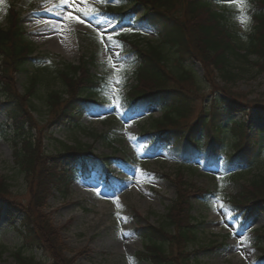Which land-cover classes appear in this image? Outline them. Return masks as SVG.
Here are the masks:
<instances>
[{
  "label": "rangeland",
  "instance_id": "obj_1",
  "mask_svg": "<svg viewBox=\"0 0 264 264\" xmlns=\"http://www.w3.org/2000/svg\"><path fill=\"white\" fill-rule=\"evenodd\" d=\"M6 1H11L21 12V24L26 29L28 39L34 45L36 52L48 54L57 66L63 63H84L87 59L90 63V73H94L99 78L106 76L107 81L113 77V69L108 63L110 53L106 52L104 45L99 42L96 28L88 26L89 21L95 24L92 16L86 17L78 10L67 5H60V0H0L1 27L8 24L4 6ZM211 1L214 2V0ZM74 2L80 5V0H74ZM119 2L121 1L113 0V3ZM119 4L131 7L132 14L136 18L142 15L141 6H131L126 2ZM80 6L88 11L95 8L102 14L101 21L108 19L116 24L114 20L104 15L105 6L99 0H85ZM214 6L218 7L215 4ZM229 9L235 8L230 6ZM68 13L79 16L85 23L65 19ZM235 21L240 31H250L249 21L247 25L240 23L237 19ZM109 32H111L110 28ZM144 33L142 36L144 45L158 43L156 28H147ZM130 34L138 35L135 31H131ZM114 39L117 40L115 37ZM116 51L119 54L120 47H117ZM113 61L117 68L124 64V70L121 73L124 78L122 89L120 85L115 86L120 89L118 94L121 97L126 94L129 87L135 85L134 78L129 74L134 67L116 57H113ZM28 65L30 66L28 73H17L12 76L13 91L23 93L30 76L36 71L44 73L49 63L45 62L36 67L32 60ZM1 66L0 60V71ZM250 66L251 72L240 76L230 85L232 89L227 90L244 104L241 111L231 112L229 117L246 123L247 134L252 139H261V135L258 137V132L264 128V119L252 106H264V74H257V67L251 64ZM194 70L199 77L205 76L200 63L194 64ZM86 77L87 75H84L83 79ZM44 83L46 82H42L43 86H40V95L47 94L49 90ZM74 86L76 83L75 85L73 83L72 89ZM51 87L63 89L61 78L56 79ZM198 88V96L195 95L196 97L192 98L191 113L181 120L179 125L181 128L194 121L199 114H203L206 107L211 110L216 98L221 100L228 98L218 88L212 89L203 81L199 83ZM107 90L106 85L96 97L110 100L104 95ZM73 91L72 93L63 91L64 100L60 105L52 108L53 110L48 109L45 101L40 99L35 101L36 110L32 115L36 124L33 132L40 141L39 152L45 154V158L37 165L35 178L39 173L42 177H48L50 172L61 173L63 166L60 167L58 164L69 168V160H65V157H57V151L63 149L61 143H66L70 146L89 147L93 154L110 156L115 175L125 178L127 182L122 188L113 190L106 188L95 176V172L88 176L77 172L75 181L69 187L66 186L64 179L56 180L57 176L49 177L48 183H45L46 205L40 213L33 211V216L38 219L37 222H40V219L51 221L57 241H61L59 248L61 254L59 255V252L54 254L50 250L43 252L34 249L26 251L25 255H34L37 261L44 264H66V262L70 264H149L146 259L140 258L139 253L144 250V243L137 231L138 225L164 224L169 208L180 199L181 194H185L192 209L190 215L194 217L198 230L196 242L188 245V252L192 258L200 264H262L257 260L262 246L254 241H256L255 233H264V213L260 211L248 222L245 230L239 231L238 223L244 222L247 215L242 212L236 216V213L224 203V198L236 195L241 189V184L251 180L253 175L260 172L259 170L254 169L249 173L240 172L239 176L231 179L225 175L218 176L216 166L205 169L196 164L194 166L188 163L181 164L174 155L169 156L162 150L146 152L144 144L140 143L138 138L146 129H151L155 133L156 130L151 128L152 119L162 114L155 105L139 115L131 116V119L122 115L119 106L111 111L107 107L103 112L88 109L81 117L86 130L72 129L70 121L68 124L59 122V115L66 101L71 100L74 95L76 99L77 95L82 93V86ZM116 95L117 93H112L113 98ZM3 101L4 98L0 96V104ZM149 114H152V117H149ZM0 125L6 126L4 133L0 132V177L6 178L10 183L8 195L14 204L18 205L23 213L25 210L32 213L30 203L35 190V178L34 175L21 172L18 158H16V147L19 146L15 144V140H18V137L14 136L12 121L8 118L7 112L2 109H0ZM224 125L231 126L228 118L224 121ZM163 139L168 141L167 137ZM260 144H263V149L259 157L260 161L264 162V138ZM62 153L67 154L65 151ZM119 160H123L128 167ZM77 161L79 159L73 166L76 170L79 169L80 164ZM97 190L101 191V196L96 195ZM205 191H208L206 199L203 198ZM113 193L115 197H118L119 206ZM221 205H223L222 209ZM8 207L9 205L5 204L0 212V241L7 246L3 255H0V264H17L15 252L21 246V241H26V237L22 233L21 239L17 232L19 228H22V218H20L22 216L16 218L12 224ZM225 223L229 226L225 227ZM36 227L39 228V226ZM170 250L172 252V249Z\"/></svg>",
  "mask_w": 264,
  "mask_h": 264
},
{
  "label": "trees",
  "instance_id": "obj_2",
  "mask_svg": "<svg viewBox=\"0 0 264 264\" xmlns=\"http://www.w3.org/2000/svg\"><path fill=\"white\" fill-rule=\"evenodd\" d=\"M99 1L105 4V12L110 17L118 23L129 19L133 25L127 27L138 33L134 36L130 32H121L119 36H115L121 45L120 55L128 57L126 62L134 67L130 75L134 78L135 85L129 87L126 95L121 97L123 105L142 109L158 105L162 115L152 120V127L157 133L170 135L171 143L165 149L175 152L184 163L186 159L199 153L206 157L208 163L222 161L224 174L231 179L239 176L240 172L259 170L251 180L241 184L236 195L224 198V203L232 211H246L250 219L260 211L264 213V162L259 157L263 149L260 141L264 138V128L258 132V137L261 135L262 140L252 139L247 134L246 123L231 119L229 114L241 111L244 104L227 92L240 76L251 72L250 64L257 67V74H264V0H246L245 12L251 23L248 32L238 29L235 19L240 13L235 6L234 10H230L225 0H119L131 6H141L143 12L137 18L133 16L131 7L108 0ZM214 4L218 7L215 8ZM5 9L8 24L0 26V96L4 98L0 109L7 112L12 121L14 136L18 137L15 140V144L19 146L16 147V158L21 172L34 175L35 178L37 165L45 158V154L39 152L40 141L33 132L36 124L32 115L36 110L35 101H45L48 109L53 110L64 100L63 91L72 93L82 86V93L76 99L74 95L62 106L59 122L68 124L70 121L75 129L86 130L80 122L81 115L87 107L98 103L95 94L103 87L99 77L89 72L90 63L87 59L78 65L63 63L57 66L51 56L36 52L21 24V12L9 1L5 2ZM151 27L158 31V43L144 45V30ZM32 60L36 67L45 62L49 65L45 67L44 73L36 71L32 75L23 93L13 91L12 76L28 73V64ZM196 63L203 67L204 77L196 74ZM84 75H87L86 79H83ZM58 78L63 82V89L51 87ZM102 78L107 80L106 76ZM44 81L49 90L47 94L40 95V86H43ZM202 81L212 89L218 88L228 98H216L211 110L206 107L203 114L181 128V120L191 113L192 98L198 96L199 83ZM80 82L82 83L78 85ZM73 83L76 86L72 89ZM105 103V100H101L99 104ZM252 107L264 119V106ZM226 118L230 121V127L224 125ZM5 127L0 125V132L4 133ZM61 147L63 149L57 151L59 158L74 160L86 157L93 164L99 161L89 147L70 146L66 143H61ZM64 151L70 155H64ZM101 159L105 161L108 158ZM58 165L62 167L61 164ZM51 176H57L56 180L64 179L67 187L73 181L72 173L65 166L61 168V173L50 172L48 177H42L39 173L34 179L35 190L30 203L32 213L26 210L23 213L14 204L8 195L10 183L6 178L0 177V209L5 204L9 205L8 213L13 222L22 216L21 226L24 230L19 229V233H24L26 241L22 240L15 252L17 264H44L37 261L34 255H25L29 250H50L54 254H61V241H57L51 221L40 219L37 222L38 219L33 216V211L40 213L46 205L45 183H48ZM223 179L226 181L225 177ZM207 195L208 191H205L203 198L206 199ZM191 210L185 194H181L180 199L165 215L164 224L138 225L137 231L145 242V251L140 253V257L149 264H200L188 252V245L195 243L198 235L194 217L190 215ZM261 239H264V233H255L254 242L262 246L260 258H264V241ZM5 250L6 247L0 245V255Z\"/></svg>",
  "mask_w": 264,
  "mask_h": 264
},
{
  "label": "snow or ice",
  "instance_id": "obj_3",
  "mask_svg": "<svg viewBox=\"0 0 264 264\" xmlns=\"http://www.w3.org/2000/svg\"><path fill=\"white\" fill-rule=\"evenodd\" d=\"M85 0H80V5H83ZM108 2H113V0H108ZM226 3H228L229 6H235L236 10L240 13L236 17V19L244 24L247 25L249 21V17L247 16L245 9L247 7L246 0H225ZM60 5H67L74 10H78L79 12L83 13L84 16H92L95 20V24H93L91 21L88 22L89 27H95L97 30V35L99 36L100 40L99 42L104 45L105 51L109 52V66L113 69V77H110L107 81V91L104 92V95L108 96L109 99L112 101L110 105H108L109 111L116 108L117 106L121 105V97L118 94L120 89H117L115 86L120 85V88L122 89L123 85V76L121 75L122 71L124 70V64L122 63L119 68H117L116 63L113 61V57H116L117 59L127 61L128 57H120L118 52L116 51L117 47H120L119 42L114 39V36H119L121 32H131L133 31V28L131 27H117L116 24L112 23L111 20L105 19L103 21L100 20L101 13H98L95 8H92L91 11H88L84 9L82 6L77 5L74 0H60ZM67 20L71 21H77L81 24L85 23L84 20L80 19L79 16L71 15V13H68L64 17ZM109 28L111 29V32H109ZM112 93H117L115 98L112 97ZM132 117H129L131 119ZM97 196H101L102 193L100 190L96 191ZM113 197H115V193L112 194ZM115 201L118 205V197H115ZM223 208V205H221V209ZM223 214V213H222ZM226 216V214H223ZM223 222V221H222ZM225 227H228L229 225L227 223L224 224Z\"/></svg>",
  "mask_w": 264,
  "mask_h": 264
},
{
  "label": "bare ground",
  "instance_id": "obj_4",
  "mask_svg": "<svg viewBox=\"0 0 264 264\" xmlns=\"http://www.w3.org/2000/svg\"><path fill=\"white\" fill-rule=\"evenodd\" d=\"M58 38H59V37H58ZM59 42H60L61 48H63V45L61 44V40H59Z\"/></svg>",
  "mask_w": 264,
  "mask_h": 264
}]
</instances>
